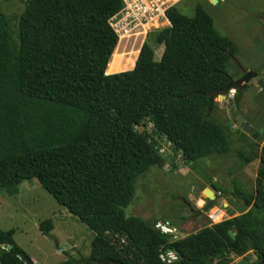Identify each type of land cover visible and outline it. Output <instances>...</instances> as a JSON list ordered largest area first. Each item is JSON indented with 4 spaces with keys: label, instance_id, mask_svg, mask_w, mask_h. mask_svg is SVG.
Returning a JSON list of instances; mask_svg holds the SVG:
<instances>
[{
    "label": "trees",
    "instance_id": "16d2710c",
    "mask_svg": "<svg viewBox=\"0 0 264 264\" xmlns=\"http://www.w3.org/2000/svg\"><path fill=\"white\" fill-rule=\"evenodd\" d=\"M122 7L121 0H26L15 30L0 14V192L12 197L36 180L93 234L87 259L60 264H162V250L177 254L174 264H229L248 252L252 264H264V142L254 192L229 194L246 213L175 242L155 222L125 217L135 181L165 163L156 139L186 165L229 152L230 129L211 115L233 80L226 65L234 52L200 5L191 18L173 6L169 27L154 34L160 59L143 43L136 62L116 67L127 72L107 75L118 45L109 21ZM52 230L51 221L39 224L43 236ZM13 235L0 231V264H26Z\"/></svg>",
    "mask_w": 264,
    "mask_h": 264
},
{
    "label": "rangeland",
    "instance_id": "374dc122",
    "mask_svg": "<svg viewBox=\"0 0 264 264\" xmlns=\"http://www.w3.org/2000/svg\"><path fill=\"white\" fill-rule=\"evenodd\" d=\"M205 1L171 0L166 5L172 4L190 18L194 16L195 7L200 5L212 19L215 31L232 43L234 54L231 56L236 62L229 60L227 74L233 81L238 80L242 76L240 66L246 72L258 74L260 80L248 83L241 91L238 104L233 101L236 91L229 92L225 100H214L211 120L229 127L231 133L230 150L226 155H212L186 165L181 157H173V148L164 138L156 139L157 149L164 152L161 157L165 163L161 168L149 169L135 181L134 197L123 212L127 218L135 217L148 223L168 221L179 238L211 226L206 218L209 207L197 212L194 201L203 198L209 202L212 192L210 190L211 194L207 196L204 190H209L213 179L223 184L226 191L225 195L216 197L220 201L215 205L224 214L221 222L249 210L241 200L232 199L229 194L235 189L247 194L254 192L264 142V0H217L218 4L214 6ZM25 2L0 0V14L10 18L14 30ZM119 22L117 18L110 21L123 40L118 41L107 75L127 72L116 71V67L123 59L136 62L143 43L151 46L155 60L160 59L163 46L154 43V34L169 27L164 19L159 18L157 24L145 29L118 26ZM135 129L142 131L140 127ZM146 131H150V125ZM202 204L197 201V207ZM44 221L52 222L53 230L48 237L39 231V224ZM10 230L14 232L15 245L33 264H60L68 259L78 262L87 259L91 252L93 234L36 180L21 183L18 194L12 197L0 192V231ZM255 261L253 253L248 252L241 258L231 256L229 264Z\"/></svg>",
    "mask_w": 264,
    "mask_h": 264
},
{
    "label": "built area",
    "instance_id": "2783aa9c",
    "mask_svg": "<svg viewBox=\"0 0 264 264\" xmlns=\"http://www.w3.org/2000/svg\"><path fill=\"white\" fill-rule=\"evenodd\" d=\"M121 1L123 7L121 11L118 14H116L112 19L113 20H115L116 18L119 19L120 22L118 26H126V27L129 26L128 28H133V29H140V28L145 29V27L147 26L149 27L152 26L153 24L155 25L158 23L159 18H162L167 22V19L165 17V12L169 8L173 7L172 4H170L169 6L166 5V3L170 2L171 0H121ZM110 21H109V25L119 40V37L121 35H119L116 28L112 24H110ZM163 153L164 152L162 150H158V154L160 156ZM177 156L181 157L180 154H177ZM214 196L220 197L221 193L217 191L216 193H214ZM218 217H220L219 220H216V218ZM206 218L210 222L211 226H213L220 223L223 220L224 214L219 207H217L216 205H211L207 210ZM153 229L159 234L168 237L170 239V242H175L179 239H182L177 237L176 229L173 228L168 221L155 222V224L153 225ZM158 258L162 264H174L178 261L177 254L172 251L162 250Z\"/></svg>",
    "mask_w": 264,
    "mask_h": 264
},
{
    "label": "water",
    "instance_id": "95a60500",
    "mask_svg": "<svg viewBox=\"0 0 264 264\" xmlns=\"http://www.w3.org/2000/svg\"><path fill=\"white\" fill-rule=\"evenodd\" d=\"M209 4L210 5H217L218 1L217 0H208ZM230 56V59L234 60L235 59L231 56ZM236 62V61H235ZM239 66V65H238ZM241 72H242V76L236 80V81H231L229 83V85L219 93V95L216 97V99H221V100H225V97L226 95L229 94V92L231 91H236L237 93H241V91L243 89H245V87L248 85V83L251 81V80H260L259 76L254 73V72H246L245 70L241 69V67L239 66ZM213 106V100L211 98L210 100V108H209V111L211 110ZM224 188L217 182H214L212 185L209 186V190L208 189H205L204 190V193L209 196L212 192V195L210 198H208V201L211 202L212 204H217L219 203L220 199L219 198H216L214 196V193H216L218 190H223ZM211 190V192H210ZM228 235L234 239V234L232 232H229ZM3 249H6V250H10V247H7V246H4ZM26 264H33L29 259H26ZM98 264H120V263H117V262H113L111 260H105V261H100V262H97Z\"/></svg>",
    "mask_w": 264,
    "mask_h": 264
},
{
    "label": "crops",
    "instance_id": "0c3cea01",
    "mask_svg": "<svg viewBox=\"0 0 264 264\" xmlns=\"http://www.w3.org/2000/svg\"><path fill=\"white\" fill-rule=\"evenodd\" d=\"M221 1H222V0H221ZM217 4H218V3H217ZM167 23H168V21H167ZM168 24H169V23H168ZM230 55H231V54H230ZM132 70H133V69H132ZM111 75H113V74H111ZM255 110H257V109H255ZM211 182H212V181H211ZM214 182H217V183H219L222 187H224L223 184H221L220 182H218L216 179H215V180L213 179V183H214ZM224 189H225V188H224ZM199 200L202 201V203H203L201 207H197V201H199ZM209 203H210V202H207L206 200H204L203 198H201V199H197V200L194 201V206H195L196 209H197L196 211H197V212H200V209L203 208V207H205V206L207 207V205H208Z\"/></svg>",
    "mask_w": 264,
    "mask_h": 264
},
{
    "label": "bare ground",
    "instance_id": "6f19581e",
    "mask_svg": "<svg viewBox=\"0 0 264 264\" xmlns=\"http://www.w3.org/2000/svg\"><path fill=\"white\" fill-rule=\"evenodd\" d=\"M121 35H122V34H121ZM122 38H123V37L120 36V37H119V40H123ZM119 40H118V41H119ZM219 218H220V217L216 218V220H219Z\"/></svg>",
    "mask_w": 264,
    "mask_h": 264
}]
</instances>
